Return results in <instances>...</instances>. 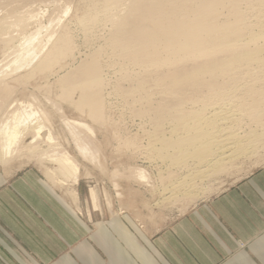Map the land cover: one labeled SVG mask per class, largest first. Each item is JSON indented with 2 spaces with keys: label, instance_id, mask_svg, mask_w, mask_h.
Segmentation results:
<instances>
[{
  "label": "rangeland",
  "instance_id": "1",
  "mask_svg": "<svg viewBox=\"0 0 264 264\" xmlns=\"http://www.w3.org/2000/svg\"><path fill=\"white\" fill-rule=\"evenodd\" d=\"M216 1L220 3V8H216L215 13L216 11L218 13L217 17L214 15L216 18L214 17L213 22L217 24L235 22L232 16L235 12L234 17L236 16L239 19L237 23H240L238 27L243 31L246 30L242 34L245 35L244 37H248L246 34H258L264 30V0ZM151 3L160 5L164 12L174 10L182 19L192 18L198 9V0H151ZM127 4L129 5V2ZM104 5V0H0V123L18 109L19 104L26 103L39 111L38 113L41 114L39 118L45 127L41 133V139L34 140L33 133H29V130L25 132L26 134L24 133L26 136H21L9 158L3 159L0 155L2 159H0V195L16 179L24 178L27 174L38 177L42 184L54 191L57 206L61 207L63 203L71 208V247L80 240L89 242L93 240L94 243L96 234L101 229L106 236L111 235L117 227L128 229L129 226L133 228L136 226L142 229L144 223L155 224L158 228L164 226L173 222L194 205L234 186L264 164V66L251 64L246 67L248 65L246 64L228 76H220L217 79V85L223 86V89L219 86L217 88L216 85V88L214 87L216 90L212 87L211 92L208 89L200 90L201 95L198 92L197 94L187 91L190 94L188 95L184 91L185 94L179 104L185 112L201 108V99V101L204 99L208 101L210 106L213 104L209 110L219 108L221 105L228 107L230 104H234V106L230 105V108L231 106L232 108L241 107L242 110L246 108L247 111L245 110L244 113L247 115H244L245 118L239 117L238 126L241 131L252 132V135L253 131L254 135L258 133L259 140H262L260 142L257 139L260 145L257 144L256 152L258 153L249 159L233 162L231 165L233 167L211 178L205 183L206 187H210L209 192L202 197L192 200L182 198L174 204L160 205L162 198L166 196V192H162L161 189L175 182L188 170V167L180 169L176 165H171L168 159L166 161L165 157L160 158L157 153L160 143L157 142V144L156 140L161 135L165 138L169 135L166 139L171 138L172 122L167 121V118L163 119L159 129L155 123V110L165 107L166 103L167 105L175 103L178 99L173 101L161 95V88H152L153 91L147 89V99L144 98L147 93L137 90L140 84L146 83L145 80L159 84L162 74L169 71L166 69L160 72L152 71V75L149 74V77H146L144 67L135 60V56L132 55V62V56L130 57L129 53L125 52V54L119 47L109 46L113 29L107 21L109 17L101 13ZM128 7L122 6L119 10ZM90 11L98 12L100 16L97 22L88 28L83 21ZM112 13L114 10H111L108 15ZM139 13V20L149 21L144 12ZM35 33L39 34L32 43L37 58L28 67L15 71L13 61L18 46L22 43V39L37 35ZM262 41L259 40L258 44L262 45ZM64 43L68 46H64L66 49H61ZM249 49L255 50V46L252 45ZM221 57H223L220 58L222 60L225 56L221 55ZM93 59L94 62H92ZM42 60L47 63L46 68H48L43 67V71L36 70ZM49 60L51 61L48 62ZM199 65L203 64H197L196 67H200ZM91 67L97 69L101 80L98 91L100 113L93 117L80 96V89L69 88L70 80L74 81L75 78L82 80L88 70H92ZM142 79H145L144 82ZM206 93L209 100L203 96L207 95ZM218 94L223 97H219ZM194 97L199 99V102H196ZM14 106L17 107L14 108ZM149 106L151 109L148 108ZM66 120L70 123H84L92 129L93 133L78 128L77 136H74L65 125ZM48 132L55 139L54 145L46 141ZM152 137L153 139L156 137V140L152 141ZM76 144L87 145L89 149H92L91 151H95L91 156L92 159H84L80 156L76 150ZM57 146H60L59 150L56 149ZM151 147L157 149L151 150ZM63 150L71 155L79 166L77 185H73L69 180L66 181L63 176L60 177L56 164L50 161L51 155ZM137 172L144 173L147 177L146 183L138 178ZM92 194L95 195L94 199ZM56 215L58 216L59 213ZM34 217L36 222L33 224L35 226L33 236L45 240L46 236L41 231V227L52 224L51 219L38 220L37 214H34ZM59 219L63 221V218ZM56 238L60 240L58 234ZM52 246L56 252H63L69 248V245L63 243ZM39 247L47 248L48 246L39 245Z\"/></svg>",
  "mask_w": 264,
  "mask_h": 264
},
{
  "label": "bare ground",
  "instance_id": "2",
  "mask_svg": "<svg viewBox=\"0 0 264 264\" xmlns=\"http://www.w3.org/2000/svg\"><path fill=\"white\" fill-rule=\"evenodd\" d=\"M104 1L105 5L101 13H103L106 17H109L107 21L109 24H111L110 27L113 29L111 39H109V43H111V45L109 46L114 48L119 47L120 50L123 49L124 53H129V56H135L136 59H134L138 61V63L140 62V64H142L144 67L143 70H145L144 72L146 77H149L148 75L151 74L152 71L160 72L163 69H166L171 72L164 73L166 74L165 77H163L164 74L161 73L163 76L161 79H159L160 83L157 81L159 84H157L155 81L147 82L145 79H142V82L145 80L148 84L141 82L142 84L139 86V83H137L139 86H137V90L139 92L141 91L147 93L148 90H152V88H161V95L169 97L168 99H173V101L178 99L175 103L173 102L172 104L168 105L166 103L165 107H159L155 110V123H157L159 129L161 128L163 119L165 120V118H167V121L171 120L172 132L169 131L172 133L171 138L166 139L169 135L166 138L161 135L159 138L157 132L158 140L155 139L156 137L154 139L156 140V143H160V148L158 147L159 149L157 150L160 158L165 157V160L167 161L168 159L171 162V165H176V167L180 169H185L188 167V170L185 171L184 174H182L183 171L179 172L182 175H180V177L178 176L179 178L175 182H172L161 189V191L163 190L162 192H166V196L162 198V204L160 203V205H164V203L174 204L182 198L192 200L202 197L209 192L208 189L210 188L206 187L205 183L227 169H230L229 167H233L231 166L233 162H237L241 159H249L253 157L255 153L257 154V144L260 140L259 136L257 135L258 133L254 135L255 132L253 131L254 134L252 135V132H250V135V133L240 130L238 126V122L240 121L239 117H244V111L246 110L245 107V110H242L241 107H239L241 104L238 105L240 109L237 108V106H235L236 108H232L234 104H230L232 105L231 108L229 107L230 105H228V107H223L221 105L222 107L219 106V108H213L209 110L213 104L210 106L208 101H204L205 99L201 101V99V108H198L197 110L192 109L193 111L190 110L191 112H187L188 110L185 112V109H182L183 107L181 108L179 104L180 100H182V97L185 93H187V91L196 93L198 92L200 95L202 93H200V90L204 91L205 89H208L209 92H211L212 87L214 88L218 84L217 79L220 76H228L233 71L241 68V66H245L246 64H248L246 67L249 65L251 66V64H260L264 66V30H260L261 32L258 34L251 35H249L250 33L248 32L249 34H246L248 37H244L245 35L242 34L246 31L244 28L245 26L243 25L245 31L238 27L240 23H237L239 19L236 18V16L234 17L235 12H233L232 15L233 18H235V22L230 21L229 23L227 22L228 20L226 21L227 23L224 22L222 24H217L215 21L213 22L214 17L218 13V11L215 13V10H217L216 8L220 6V3L216 0H198V9L194 13L193 17L188 19H182L178 17L174 10L164 12L160 5L151 3V0ZM126 1L129 2V5L127 4L128 2L126 3ZM125 3L129 7L119 10L120 7L126 6ZM111 10H114V13H112V15H108ZM139 12H144L145 15L148 16L149 21H146V19L144 20V16L142 18L143 20H139ZM86 16L87 17L84 18L85 20L83 21V24L88 27L97 22L100 13L90 11ZM233 18L232 21L234 20ZM249 29L251 28L249 27ZM38 35L39 34L35 36L32 35L33 37L27 36L25 39H22L23 41L18 46V51H16L17 53L13 61L15 71L24 67H28L34 61V59L37 58V53L33 48L32 43L34 39H36L35 37H38ZM259 40H263V44L261 43L262 45L258 44ZM133 43L135 47L132 45ZM65 44L66 43H64L63 48L61 49H66L64 46L67 47L68 45ZM252 45L255 46V50L249 49V47ZM221 55L225 56L222 60L220 59L223 58ZM42 61L39 62V65L36 63L38 65L36 70H40L43 67L46 68V66H48L45 61ZM50 61L51 60L48 62ZM92 62H94V59ZM197 64L203 65L196 67ZM187 66H189V68ZM75 80L76 82H74ZM75 80H70L72 85L70 84L69 88L80 89V96L84 100V104L88 106L90 112L93 114H91L92 117L100 113L98 91L101 87V80L98 76L97 69L92 68V70H88L86 76L84 75L82 80L77 78H75ZM218 86L219 88L221 87V85H217L216 87L218 88ZM222 87L221 89H223ZM184 91L185 93H183ZM208 93H206L207 95L203 96L206 98ZM212 93H210L211 96H213ZM142 95L145 96V94ZM147 96L148 93L144 98ZM219 97L223 96L220 94ZM144 98L142 97V99ZM210 98L212 99V97ZM226 99H228V97H226ZM198 100L199 99L196 98V102ZM207 100H209L208 97ZM161 101L163 102V100ZM15 107L17 106H14V108ZM30 107V104L29 106L26 105V103L25 105H23V103L19 104L18 109L14 110V112H12L8 118L6 117L7 119L5 121H1L0 151L2 154L0 153V155H2L1 157L3 159H6L8 156H10L12 151L14 152V148L17 146L21 136L26 134L25 132L30 130L29 133H33L32 136L34 137V140L40 138L41 133L45 128L39 118L41 114H39V111H36L33 107L31 108L34 110ZM150 107L151 106L148 108ZM156 107H158V105ZM7 114L9 113L7 112ZM64 123L67 127H69L74 136H77L76 130L78 128H82L91 134L93 133L92 129L84 123H70V121L67 120ZM167 125L168 124H166V126ZM164 134L165 133H163V135ZM154 139L152 137V141ZM257 139L259 141H257ZM46 141L49 143H53L55 141L50 132H48L46 136ZM34 142L36 143V141ZM54 144L55 143H53V145ZM258 146L260 145L258 144ZM59 147L60 146H57L56 149L59 150ZM76 148L80 156H82L84 159L90 160L91 156H93L95 152L91 151L92 149H89L87 145L85 146L76 144ZM151 148V150L154 149L153 147ZM160 160L164 161V159ZM50 161L56 164V170H58V172L61 174L60 177L63 176L66 181L69 180L73 185H77L78 174L80 170L77 162L71 155H69L65 150L60 151L59 153L55 152L54 155H51ZM168 164L170 167V163ZM190 165L191 167L189 169ZM173 173L174 172H172V174ZM137 176L140 180H143L144 183L147 182V177L144 175V173L139 172ZM93 196L95 195L92 194V197Z\"/></svg>",
  "mask_w": 264,
  "mask_h": 264
},
{
  "label": "crops",
  "instance_id": "3",
  "mask_svg": "<svg viewBox=\"0 0 264 264\" xmlns=\"http://www.w3.org/2000/svg\"><path fill=\"white\" fill-rule=\"evenodd\" d=\"M56 201L54 191L33 174L5 188L0 264H264V164L164 226L117 227L106 236L101 229L94 243L80 240L73 247L71 208ZM34 214L51 219L41 227L45 240L33 236ZM56 243L69 248L56 252Z\"/></svg>",
  "mask_w": 264,
  "mask_h": 264
}]
</instances>
